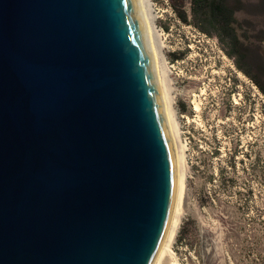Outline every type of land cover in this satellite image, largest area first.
I'll use <instances>...</instances> for the list:
<instances>
[{"label": "water", "instance_id": "water-1", "mask_svg": "<svg viewBox=\"0 0 264 264\" xmlns=\"http://www.w3.org/2000/svg\"><path fill=\"white\" fill-rule=\"evenodd\" d=\"M177 187L136 0H0V264H154Z\"/></svg>", "mask_w": 264, "mask_h": 264}, {"label": "rangeland", "instance_id": "rangeland-1", "mask_svg": "<svg viewBox=\"0 0 264 264\" xmlns=\"http://www.w3.org/2000/svg\"><path fill=\"white\" fill-rule=\"evenodd\" d=\"M152 3L186 145L177 260L264 264V94L217 38L183 23L169 0Z\"/></svg>", "mask_w": 264, "mask_h": 264}, {"label": "trees", "instance_id": "trees-1", "mask_svg": "<svg viewBox=\"0 0 264 264\" xmlns=\"http://www.w3.org/2000/svg\"><path fill=\"white\" fill-rule=\"evenodd\" d=\"M169 1L183 23L217 38L264 94V0Z\"/></svg>", "mask_w": 264, "mask_h": 264}, {"label": "bare ground", "instance_id": "bare-ground-1", "mask_svg": "<svg viewBox=\"0 0 264 264\" xmlns=\"http://www.w3.org/2000/svg\"><path fill=\"white\" fill-rule=\"evenodd\" d=\"M139 15L141 17L143 26L147 33L150 50L155 63L157 77L159 81V86L161 89V94L163 98L165 113L167 116L169 128L172 134V138L175 146L176 160H177V177H178V187H177V198L174 208V213L171 221V225L165 239V242L159 252L157 259L154 264H180L177 260L176 252L174 251V245L176 236L178 234L182 216L185 214V208L183 207V201L186 200L185 195V184H184V173L185 168V150L186 145H184L180 140L179 123L177 121V112L174 107V98L169 92V68L167 67V61L165 59L163 48V42L160 41V33L156 26L157 15L154 12V7L152 6V0H136ZM171 72V70H170ZM172 90V88H171ZM207 93V92H206ZM194 110L200 112L202 101L200 98L195 97ZM188 149V148H187Z\"/></svg>", "mask_w": 264, "mask_h": 264}]
</instances>
